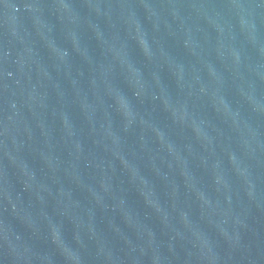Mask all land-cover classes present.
Returning <instances> with one entry per match:
<instances>
[{
  "label": "water",
  "instance_id": "obj_1",
  "mask_svg": "<svg viewBox=\"0 0 264 264\" xmlns=\"http://www.w3.org/2000/svg\"><path fill=\"white\" fill-rule=\"evenodd\" d=\"M0 264H264V0H0Z\"/></svg>",
  "mask_w": 264,
  "mask_h": 264
}]
</instances>
